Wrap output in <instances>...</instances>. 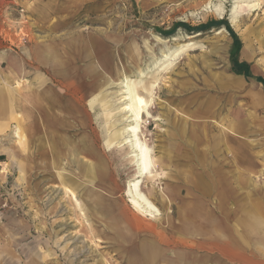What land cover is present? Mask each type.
<instances>
[{
	"label": "rangeland",
	"instance_id": "1",
	"mask_svg": "<svg viewBox=\"0 0 264 264\" xmlns=\"http://www.w3.org/2000/svg\"><path fill=\"white\" fill-rule=\"evenodd\" d=\"M248 2L258 4L247 8ZM213 21L226 24L192 30ZM182 44L190 46L168 69L162 71L166 61L153 63L166 45L175 50ZM50 45L57 50L52 58L40 63L28 56ZM235 54L250 64V77L234 76ZM63 58L70 65L61 72L78 82L82 72H90L86 82L80 78L88 122L83 130L77 125L68 130L74 99L51 80L59 76L54 64ZM10 59H17L23 83L41 70L37 76L42 73L46 84L58 87L61 106L56 107L60 118L48 121L54 160L38 146L30 157L25 123L19 130L18 115L12 116L9 106L0 108V149L10 144L16 154L13 159L0 151V264H264V234L246 232L241 223L246 210L264 214V102L254 101L255 92L264 93L256 79L264 78V0H0V87H9ZM123 73L143 92L157 83L140 136L156 160L141 187L159 213L141 215L139 233L126 232L117 212L105 219L96 206L104 197L103 180L91 167L103 160L107 178L121 188L109 200L137 211L127 194L134 171L122 133L130 120L115 84ZM5 94L9 101V89ZM16 129L24 131L21 139ZM85 135L88 154L81 148ZM223 181L233 196L221 207ZM184 203L196 206L181 213ZM125 212L126 225L131 215ZM189 219L206 226L217 221L231 228L233 239L215 243L212 237L188 235ZM211 231L206 228L203 235ZM185 233L193 246L182 240ZM150 240L157 245L141 246Z\"/></svg>",
	"mask_w": 264,
	"mask_h": 264
},
{
	"label": "bare ground",
	"instance_id": "2",
	"mask_svg": "<svg viewBox=\"0 0 264 264\" xmlns=\"http://www.w3.org/2000/svg\"><path fill=\"white\" fill-rule=\"evenodd\" d=\"M257 4L258 3L255 2L253 3L248 2L246 3L245 6L247 8L248 7L253 8ZM237 7H240L242 9L243 6L237 5L236 9L238 10ZM221 31L222 29L219 30V33ZM29 36H31L30 33ZM189 46L190 44H182L178 46L175 50L173 49L171 50L170 47L166 45L165 46L166 50L163 49L161 51L162 54L160 57L153 56V63L166 61L167 64L162 68V71L166 70L173 63L172 58L174 59L177 56H179ZM56 51L57 50L50 45L49 47L48 46L41 47L39 50L29 51L28 56L31 58L37 57V60L40 61L41 63L46 61V59L52 58V55H54V52L56 54ZM58 56L60 57V55ZM58 56L56 55V57ZM63 59L64 61L60 60L55 62L54 66H56L55 68L58 69L57 71L59 76H54L51 80L53 83L57 82L60 85H63L64 88H68L69 91L67 89L66 91H68L70 96L74 99V101H72L73 102L72 105L71 104L68 105L69 110L73 112V115H71L70 118L72 117V119L74 120V122H72L71 120V122L68 123L67 125L68 130L74 125H77L78 127L81 128V130H83V128H85L88 122H87V115L83 113V109L85 108V106H84L83 96L80 95L81 92L83 93L82 86L80 85V78L81 77L82 79L84 78V81L86 82L87 79L90 77L89 75L90 72H82L79 75V82H78V80L74 78V76L72 77L67 75L68 73L67 70L61 72V70H63L62 67L66 68L68 65H70V62L67 61L66 58ZM30 68H33V66H31ZM37 70L38 71H35L36 78L34 80H29L27 81V83H23L22 80L18 79L13 84L9 83V87L6 88L11 90L15 94L12 97L15 100V105L17 106V109H19L18 116L16 119V121L19 122L17 126L18 129L21 130L19 126L20 123L23 122L25 123L24 130L27 133L26 141L29 150V156L30 157L33 156L34 149L35 147L38 146V148L42 147L45 150L46 155H51V159L53 158L54 160L56 151L50 139L51 138L50 127L48 121L50 120L51 116L58 117L59 115L60 118V112L56 111V107L58 106L57 104H59L60 107L61 102L59 100L60 97L58 98V94H57L58 87H56L53 84L51 85L46 84L45 80L42 79L41 77L42 73L37 76V72H40L41 70L39 69ZM137 71L139 72V74L143 73V70L140 68V66H138ZM39 76L41 78H39ZM14 84H16L17 86L12 87L14 86ZM115 84L119 86L118 93L121 96L120 101L122 103V110L126 113V118L130 120V123L127 125L126 128L123 129L122 133L127 134L128 143H129L127 149L130 152L128 159L130 166L134 171L132 175L134 178L128 181L127 194L130 197L131 202L136 207L137 211H135L129 205L124 203L121 193L120 196L118 197L123 201L126 208L124 207V209L123 208L119 209L120 203H116L109 200L110 199L109 196L117 194L118 192H120L119 190H121V188L115 182L114 183L111 182V179L107 178L109 176V171L107 168L108 166H106L103 160L101 161V159L100 161L91 164L93 172L95 171L97 175L103 180L102 183L100 184V189L102 191L101 194L104 197L97 201L96 206L97 207L100 206V209L103 211L102 214L104 215L105 219L106 218L109 219L110 216H108V213L117 212V220L121 222V225L123 226L126 232L139 233L140 230L144 228L141 215L156 217L159 213V209L157 208V206L154 204L152 199H150L143 192L141 187L142 179L149 178L152 175L153 169L155 168L156 165L155 164L156 160L152 154V148L140 136L141 125L143 123L144 114L150 115L149 108L153 100L154 88L156 87L157 83L155 82L151 83L149 88L145 86L142 87V89L144 90L143 92L142 90L137 88V84L134 81H132L127 74L123 73L116 78ZM4 88L5 86L0 87V108L2 110H4L8 106L7 99L4 96L6 95ZM19 99L21 100L19 101ZM64 116L67 115L64 114ZM126 118L124 117L123 120H125ZM61 125L65 126V122L64 123L62 122ZM19 130L16 131V133H18L21 139L22 133L24 131L22 133H19ZM39 132L42 133L41 135L37 136ZM83 140L85 142L83 144L84 146L81 148L83 149V153L88 154L91 151L89 144L90 143L89 136L88 135L83 136ZM0 151L3 153H8L9 156L12 157L13 159L16 158L15 157L16 154L11 149L10 144L7 146H3L0 149ZM85 157L88 156L85 155ZM164 195L170 196L166 190H164ZM164 195H162L163 198L166 197ZM125 210L126 211L129 210L131 215L130 218H126L127 221L130 223L128 224L126 222V225L123 222V217L126 214ZM250 219L253 221L261 220V218L257 214L250 215ZM157 235L159 236V239L162 240L164 233L160 231L159 233H157ZM147 244L153 245L152 241H149L147 243L141 244V246H146ZM139 248L141 247L139 246Z\"/></svg>",
	"mask_w": 264,
	"mask_h": 264
},
{
	"label": "crops",
	"instance_id": "3",
	"mask_svg": "<svg viewBox=\"0 0 264 264\" xmlns=\"http://www.w3.org/2000/svg\"><path fill=\"white\" fill-rule=\"evenodd\" d=\"M37 5H39V3H37ZM10 63H9V75H6L5 76V80H7L10 84H13L14 82H16L18 79L21 80L22 76H21V73H20V68H18L17 64H16V61L17 59H10ZM243 74H234V76H238V77H241L243 78L242 76ZM233 76V75H232ZM245 76V75H244ZM246 77V76H245ZM4 80V82H5ZM237 84L241 85L243 87V85L240 83V82H236ZM244 84V83H243ZM245 86V85H244ZM6 90V87L4 88ZM248 93L252 96L251 94V90H248ZM9 101L7 100V103H8V106H9V110L11 111L12 113V116H17L18 115V110L17 109V106L15 105V100L14 98L12 97V93H11V90H9ZM259 98H262V102L261 104L264 102V93L262 90H259L257 92L254 93V101H255V104L257 105H261L259 104L258 100ZM21 99H19L20 101ZM214 112V111H213ZM225 131H228L227 133L229 135H233L234 133L232 132V130L230 129H225ZM228 135V136H229ZM235 135V134H234ZM229 187L230 188V185L228 183L225 182L224 184V181L222 182L221 184V188L220 190L218 191L219 192V197L221 198V207L224 205H226L228 202H229V199L233 196V191L232 190H229ZM169 195L171 196L170 192L168 190H166ZM168 198V197H167ZM172 198V197H171ZM168 202L170 203V200L169 198L167 199ZM196 204H183L182 208H181V213H186V211L192 207H195ZM200 209V207H199ZM252 214H256L254 213L253 210H246L244 211V214L243 216L241 217V223H242V227L245 229L246 232H249L248 230H255V231H261L263 234H264V214L263 215H258L261 220H258V221H253L250 219V215ZM184 225L186 226V228L188 229V232L187 234L188 235H198V236H206V237H212V239L214 240L215 243H224V242H229L233 239V235H232V232H231V228L230 227H224V225L220 224L219 222H213V224H209L208 226H206L205 224L203 223H199L197 222L196 219H189L188 221H185L184 222ZM212 229V231L210 233H208L207 235H203L204 232L203 230L205 229ZM202 230V231H201ZM232 230H234V227L232 228ZM198 232V233H197ZM188 235L183 234V238L182 240H184V243L188 246V247H191L195 244V242L193 241H190L188 239ZM152 241V240H150ZM161 241V240H160ZM167 242H165L166 244H168V239L166 240ZM244 242L247 243V236H246V239L244 240ZM153 244L157 245L156 242L152 241ZM214 244V243H213ZM158 247H156L155 249H157ZM218 249H220V246L218 247ZM220 252H222L224 255H227V256H235V253L236 251H233L230 249V251H225V249L222 250H219ZM188 255V254H187Z\"/></svg>",
	"mask_w": 264,
	"mask_h": 264
},
{
	"label": "trees",
	"instance_id": "4",
	"mask_svg": "<svg viewBox=\"0 0 264 264\" xmlns=\"http://www.w3.org/2000/svg\"><path fill=\"white\" fill-rule=\"evenodd\" d=\"M222 24H226V22H217V21L214 22L213 21L211 23L199 26V27L194 28L192 30H196V29L206 30V29H209L210 27L220 26ZM227 27H228V30L230 31L232 37L235 40V45L239 47L240 40H239L238 36L234 32V30L232 28H230V26H227ZM232 69L237 74H243L246 77H250L251 76L250 64L248 62H246V61H240L238 59V57L236 56V54L232 58ZM256 79L259 82L264 84V78L263 77L259 76Z\"/></svg>",
	"mask_w": 264,
	"mask_h": 264
}]
</instances>
